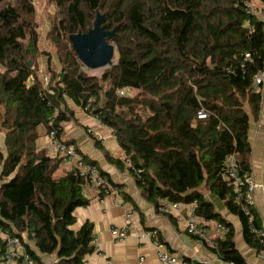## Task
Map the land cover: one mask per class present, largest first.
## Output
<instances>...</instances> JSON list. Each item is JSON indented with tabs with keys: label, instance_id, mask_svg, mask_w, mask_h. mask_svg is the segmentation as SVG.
I'll use <instances>...</instances> for the list:
<instances>
[{
	"label": "trees",
	"instance_id": "obj_1",
	"mask_svg": "<svg viewBox=\"0 0 264 264\" xmlns=\"http://www.w3.org/2000/svg\"><path fill=\"white\" fill-rule=\"evenodd\" d=\"M49 4L54 12L47 15L44 36L34 0H0V230L18 236L34 264H43L40 255H55L56 264H84L94 252V225L72 229L75 210L90 203L83 195L89 182L78 170L60 176L63 158L37 147L42 126L72 144L63 140L75 119L72 102L111 130L148 198L197 202L196 217L230 230L218 244L224 260L245 264L231 225L205 195L217 196L239 216L260 249L222 169L231 156L242 177L251 169V117L262 103L255 78L264 71V19L249 14L248 5L261 12L264 0ZM98 14L107 31L118 30L106 39L116 48V64L96 75L82 69L71 36L92 30ZM247 54L251 60L244 64ZM123 90L128 94L120 95ZM202 108L209 114L204 120L197 117ZM250 212L262 228L253 206ZM2 252L4 258L6 248Z\"/></svg>",
	"mask_w": 264,
	"mask_h": 264
},
{
	"label": "crops",
	"instance_id": "obj_2",
	"mask_svg": "<svg viewBox=\"0 0 264 264\" xmlns=\"http://www.w3.org/2000/svg\"><path fill=\"white\" fill-rule=\"evenodd\" d=\"M264 14V6L260 8ZM260 16V15H258ZM261 18V16H260ZM262 19V18H261ZM46 59H42L40 71L45 72ZM34 84V78L28 85ZM255 90L261 95L260 113L251 117L249 141L252 151L250 155V173L256 183L251 198L257 211L260 223L264 227V79L256 83ZM75 119L66 126L63 140L77 146L79 152L91 163L97 164L101 172L113 185L118 186L119 195L103 194L101 190L86 183L83 195L90 203L86 207L75 210L76 223L72 226L79 231L86 222L94 225L96 245L94 252L87 255L84 264H163L159 253H169L189 264H232L224 260L219 249L221 238L215 226L217 221H206L197 217L201 227L208 230L207 238H196L190 235L186 218L192 209L191 205L181 204L178 210L161 215L157 210L158 202L148 198L139 186L138 180L129 168L126 153L119 146L110 129L99 123L98 119L86 110L77 108L70 102ZM37 147L45 150L50 156H57V150L50 138L48 129L39 128ZM4 136L0 134V148L3 147ZM236 160V159H235ZM78 170L76 161L63 160L59 175ZM205 199L214 204L217 212L232 227V240L245 264H264L259 257V249L248 239L246 226L239 216L234 215L215 195L207 193ZM128 227V236L119 240L112 228ZM150 235L141 237L144 233ZM153 236H152V235ZM100 254L96 252L97 248ZM35 252V246H32ZM5 251L4 237L0 234V264ZM43 264H56L55 255H40Z\"/></svg>",
	"mask_w": 264,
	"mask_h": 264
},
{
	"label": "built area",
	"instance_id": "obj_3",
	"mask_svg": "<svg viewBox=\"0 0 264 264\" xmlns=\"http://www.w3.org/2000/svg\"><path fill=\"white\" fill-rule=\"evenodd\" d=\"M248 13L254 15H260L264 19V14L257 12L255 8L251 5H248ZM264 21V20H263ZM250 55H246L244 64L247 61H250ZM83 70H86V67L83 65ZM89 70V69H88ZM228 73H231L229 71ZM256 83L261 84L264 79V71L259 72L256 76ZM122 96L128 94L127 90H123L119 93ZM130 94V93H129ZM197 117L200 120L207 119L209 114L204 108L198 111ZM50 138L57 150L58 155H60L65 161H76L78 165L79 175L85 178L90 184L102 191L103 194H116L119 195L120 190L117 186L113 185L111 181L104 176L101 172V169L96 165L90 164L84 160L83 155L78 151L77 146L74 144H65L62 142L56 130L49 132ZM127 162L131 164V161L127 159ZM224 176L227 178L228 186H232L235 190L236 201L242 204V211L247 216L249 222V232L251 233L254 240L260 245L259 257L264 259V227L258 228L255 226V217L250 212V207L253 206L252 203V192L256 188V183L251 175H245L242 177L239 174V167L235 160L234 156L228 157L226 159V165L222 169ZM244 190H246L244 192ZM196 205L197 202L191 204L192 209L189 213V216L186 218L187 228L193 237L196 238H207L208 230L204 227H201L197 222L196 217ZM157 210L159 214L166 215L171 212L178 210L180 207L179 203L169 202L164 199L158 200ZM254 207V206H253ZM221 240H225L226 236L229 234L230 230L222 223H217L215 226ZM113 234L119 239L122 240L128 236V227L112 228ZM0 234L4 237L6 253L3 258L2 264H19L21 258H23L24 264H34L31 260L29 254L26 253L22 241L18 236L9 235L6 232L0 230ZM150 235V233H144L141 237ZM152 235V234H151ZM153 236V235H152ZM92 244L96 245V238L93 237ZM97 248V247H96ZM96 252L100 254L99 249H96ZM158 257L163 264H189L183 259H179L177 256L171 255L169 253H159ZM107 264H112L110 260L107 261ZM233 264V263H232Z\"/></svg>",
	"mask_w": 264,
	"mask_h": 264
},
{
	"label": "water",
	"instance_id": "obj_4",
	"mask_svg": "<svg viewBox=\"0 0 264 264\" xmlns=\"http://www.w3.org/2000/svg\"><path fill=\"white\" fill-rule=\"evenodd\" d=\"M104 16L98 14L94 28L86 34L71 36L73 48L80 62L89 70H97L113 64L116 48L106 42L115 36L118 27L107 31L103 27ZM31 65V62H29Z\"/></svg>",
	"mask_w": 264,
	"mask_h": 264
},
{
	"label": "rangeland",
	"instance_id": "obj_5",
	"mask_svg": "<svg viewBox=\"0 0 264 264\" xmlns=\"http://www.w3.org/2000/svg\"><path fill=\"white\" fill-rule=\"evenodd\" d=\"M34 5L36 8V18H37V22L40 25V32L42 33V35H46L47 31H48V20H47V15L49 12H52L54 9L52 6H50L49 4V0H34ZM54 12V11H53ZM46 22V23H45ZM116 59H117V54L115 51V58H114V62L112 65L108 66V67H104V68H100L97 70H89L90 74H101V72L111 68L113 65L116 64ZM86 70H88V68H86Z\"/></svg>",
	"mask_w": 264,
	"mask_h": 264
}]
</instances>
